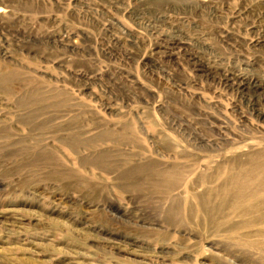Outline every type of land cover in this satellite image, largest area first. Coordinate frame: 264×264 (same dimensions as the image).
Wrapping results in <instances>:
<instances>
[{
	"label": "rangeland",
	"instance_id": "obj_1",
	"mask_svg": "<svg viewBox=\"0 0 264 264\" xmlns=\"http://www.w3.org/2000/svg\"><path fill=\"white\" fill-rule=\"evenodd\" d=\"M0 264H264V0H0Z\"/></svg>",
	"mask_w": 264,
	"mask_h": 264
},
{
	"label": "bare ground",
	"instance_id": "obj_2",
	"mask_svg": "<svg viewBox=\"0 0 264 264\" xmlns=\"http://www.w3.org/2000/svg\"><path fill=\"white\" fill-rule=\"evenodd\" d=\"M240 193V192H239Z\"/></svg>",
	"mask_w": 264,
	"mask_h": 264
}]
</instances>
